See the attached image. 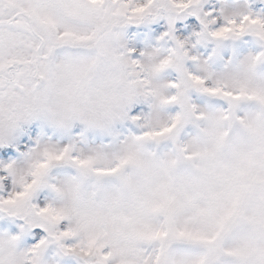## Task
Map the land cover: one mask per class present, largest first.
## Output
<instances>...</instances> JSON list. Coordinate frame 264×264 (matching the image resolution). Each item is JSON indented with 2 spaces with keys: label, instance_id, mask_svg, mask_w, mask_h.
Segmentation results:
<instances>
[{
  "label": "snow or ice",
  "instance_id": "6c2138e0",
  "mask_svg": "<svg viewBox=\"0 0 264 264\" xmlns=\"http://www.w3.org/2000/svg\"><path fill=\"white\" fill-rule=\"evenodd\" d=\"M107 7L108 23L100 25L97 0H0V124L7 129V134L0 136V145L11 142L25 117L46 109L57 95L78 91L97 71L94 63L72 56L70 51L90 46L103 51L106 40L115 43L119 38V26L113 22L132 23V5L128 0H107ZM198 8L204 31L211 37L253 32L264 40V31L245 27L249 22L254 26L264 16L245 12L239 17H226L215 9L202 13ZM174 14L177 13H168L170 18ZM180 51L177 41L174 49L161 55L159 68H168ZM134 53H131L133 57ZM129 64L135 68L132 61ZM175 67L181 69L179 65ZM104 75L100 70L101 78ZM138 79L143 81V75ZM182 80L186 88L222 96L228 102L247 95L264 103V93L233 91L200 75L188 73ZM191 106L187 98L185 107ZM179 124L181 117L177 116L169 125L145 135L162 136ZM178 151L186 153L188 158L193 155L186 148ZM200 158L203 164L194 181L179 191L168 189L161 194L155 210L163 215L162 223L152 230L140 231L134 241H117L108 247L133 257L135 264H264V122L251 124L248 137L235 143L228 144L227 138L218 134ZM65 161L78 167L96 165L93 158H83L71 147L45 150L41 162L22 183H16L13 177L10 190L0 194V209L13 195L30 194L32 213L20 217L25 221L22 233L43 228L47 235L34 245L43 242L47 249L55 244L64 255L87 264L90 249L96 242L86 246L75 230L68 227L71 221L54 211L53 205L34 202V195L41 187V169ZM7 165L0 164V177L11 176ZM7 183V178L0 179V187ZM48 186L55 190L54 185ZM48 212H52L50 219L45 218ZM41 235L36 233L37 237ZM24 251L25 264H45L44 256L38 262L31 260L30 247ZM97 252L103 264H115L116 251L105 255L106 248L99 245ZM0 264H13V259L10 256L6 262L0 260Z\"/></svg>",
  "mask_w": 264,
  "mask_h": 264
},
{
  "label": "clouds",
  "instance_id": "9594fccd",
  "mask_svg": "<svg viewBox=\"0 0 264 264\" xmlns=\"http://www.w3.org/2000/svg\"><path fill=\"white\" fill-rule=\"evenodd\" d=\"M128 3L132 5V23L141 24L170 12L197 14L200 0H135L134 4L132 0H128ZM97 8L98 24H107V0H97ZM244 13L243 10L221 11V15L226 17H239ZM113 23L119 26V38L115 43L106 40L103 51L94 46L70 51L72 56L94 63L97 71L87 78L78 91L67 96H55L46 109L25 117L21 123L41 116L61 127L82 122L90 128L110 130L118 121L128 118L133 103L149 101L153 107L152 113L132 117L143 129L141 134L125 139L116 148L99 147L78 152L83 158H93L96 161L94 167H78L65 161L62 164L75 167L76 172L66 174L63 179L54 183L50 172L56 165L41 169V186H55L57 198L49 202L54 206V211L71 221L68 227L75 230L86 246L96 242L90 249L87 264H103V259L97 252L99 245L106 248L105 255L116 251L115 264H135L133 257H126L108 245L117 241H134L140 231L152 230L163 222V215L155 210L161 194L168 189L179 191L198 177L203 164L201 153L218 134H223L228 144L235 143L248 137L251 124L264 122V103L247 95L228 102V107L216 113L198 109L196 105L186 108L185 100L190 88H186L183 80L161 79V73L165 69L159 68V50L140 51L139 56L133 57L131 53L137 49L129 48L122 42V29L128 23ZM245 27L264 31V19L258 18L254 26L249 22ZM109 31L112 29L109 28ZM206 35L205 31L196 33L199 38ZM165 36L166 34L161 39ZM239 36L229 32L214 38L223 43ZM177 41L182 51L173 57L169 67L179 65L184 69L186 59L198 61L199 72L189 74L211 79L233 91L264 93V81H260L256 75L257 66L264 63V55L261 53L245 58L237 68L213 78L208 62L199 60L195 55L193 50L196 44L193 40L184 36L177 37ZM63 58L62 54L60 59ZM129 61L135 64V68L131 67ZM100 70L105 73L103 78ZM140 74L143 75V81L138 79ZM170 88H175L176 91L170 92ZM173 96L176 99H170ZM217 97L226 100L225 97ZM170 104L183 105V109L169 115L164 112V108ZM177 116L181 117V124L170 132L162 136L145 135L146 132L154 133L169 125ZM189 124L195 126L196 134L190 139H182L181 132ZM6 134L7 129L0 124V136ZM167 141L173 143V150H156L157 146ZM62 148L64 147L58 144L38 142L24 153L23 162L7 165L10 175L15 178L16 183H22L41 162L45 150ZM178 148H186L193 154L192 157L188 158L186 153H180ZM100 168L116 170L104 172L99 171ZM32 207L30 194L13 195L10 201L4 202L3 209L0 210L13 217H27L31 215ZM51 216L52 212L45 214L46 219ZM19 240V234L0 235V260L6 262L11 256L13 264H25L24 249L15 251ZM30 251L31 260L38 262L41 256L45 257L46 245L43 242L32 245Z\"/></svg>",
  "mask_w": 264,
  "mask_h": 264
},
{
  "label": "rangeland",
  "instance_id": "374dc122",
  "mask_svg": "<svg viewBox=\"0 0 264 264\" xmlns=\"http://www.w3.org/2000/svg\"><path fill=\"white\" fill-rule=\"evenodd\" d=\"M252 6H255L254 9ZM201 12L206 13L210 9H215L219 14L222 10H243L244 12H252L256 15L264 16V0H200L199 5ZM155 25L163 28L156 29ZM154 28V29H153ZM204 31V24L201 15H188L183 13L174 14L170 18L168 14L162 15L146 23L136 24L130 23L122 29V42L129 48H135L134 53L139 56L140 51L159 50L161 55H167L177 46V37L187 36L196 44L194 48L195 55L199 60L207 61L210 73L213 78L229 69H235L240 62L249 56H255L264 53V40H261L253 32L245 33L237 38L229 39L223 43L216 38L206 35L199 38L196 33ZM169 33L168 36H164ZM189 72H199L198 61L185 60L184 69H178L175 66L166 68L161 73V79L164 81H180ZM257 78L264 81V63L257 66ZM175 88H170V92H175ZM188 101L192 105H196L198 109H203L209 113H216L228 107V101L217 96H212L192 88L188 92ZM183 105L170 104L164 108V112L174 115L182 111ZM148 112V113H147ZM153 112V107L149 101H139L131 105L128 118L118 121L110 130L90 128L82 122H74L69 126H57L50 120L37 116L30 121L21 124L13 134L10 143L0 145V149L15 148L21 145L25 139L32 136L33 130L31 126L36 125V145L39 143L58 144L61 147H71L76 152L87 151L93 148H116L122 141L127 138L137 136L142 133L143 129L138 123L132 119L137 114H149ZM196 134L194 125H186L181 132L182 139H190ZM35 147V146H33ZM32 148V147H29ZM174 145L171 141L163 142L157 146V151H171ZM24 153L16 157L13 162H23ZM76 169L72 166L58 164L50 172L53 178L52 183L56 180L63 179L66 174H75ZM7 184L0 187V194H4L5 190L9 191L10 186L14 182V178L8 176ZM57 198L55 190L48 185L41 186L34 195V202L49 203ZM0 224L6 226L5 230H0V235H20L18 248L25 249L36 244L39 239H43L47 235L43 228H34L23 231L22 226L25 221L20 217H13L0 211ZM42 233L40 237L36 233ZM22 233V234H21ZM45 264H80L79 260L70 255H64L59 248L53 244L50 245L45 252Z\"/></svg>",
  "mask_w": 264,
  "mask_h": 264
},
{
  "label": "trees",
  "instance_id": "16d2710c",
  "mask_svg": "<svg viewBox=\"0 0 264 264\" xmlns=\"http://www.w3.org/2000/svg\"><path fill=\"white\" fill-rule=\"evenodd\" d=\"M250 2H252V0H249ZM255 6H252V8L254 9ZM156 29H160V28H163L162 26H158V25H155ZM153 28V29H154ZM136 55V54H134ZM148 113V112H147ZM36 125H33L31 126L32 129L34 130L33 133H32V136L29 137L28 139H25L21 145H18L17 147L15 148H2L0 149V164H4V165H7L9 164L11 161H13L14 159H16V157H18L19 155L25 153L29 147H33V146H36V139H37V131H36ZM4 152H7L8 154L7 155H3L2 153ZM9 180V177H7V181ZM5 192H7V190H5ZM6 229V226L4 224H0V230H5ZM32 244L34 245V243L32 242Z\"/></svg>",
  "mask_w": 264,
  "mask_h": 264
}]
</instances>
